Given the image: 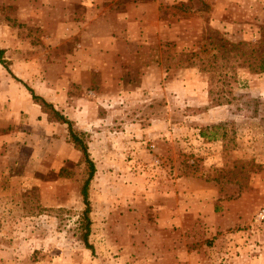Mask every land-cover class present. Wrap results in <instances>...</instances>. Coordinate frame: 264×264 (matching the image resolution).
Masks as SVG:
<instances>
[{
	"label": "rangeland",
	"instance_id": "1",
	"mask_svg": "<svg viewBox=\"0 0 264 264\" xmlns=\"http://www.w3.org/2000/svg\"><path fill=\"white\" fill-rule=\"evenodd\" d=\"M0 49V264H264V0H0Z\"/></svg>",
	"mask_w": 264,
	"mask_h": 264
},
{
	"label": "trees",
	"instance_id": "2",
	"mask_svg": "<svg viewBox=\"0 0 264 264\" xmlns=\"http://www.w3.org/2000/svg\"><path fill=\"white\" fill-rule=\"evenodd\" d=\"M3 54V49H0V57ZM259 68L261 71H264V61L261 62L259 65ZM27 89L32 94V98L41 106L42 111L45 112L48 116L49 121H56L60 123H64L67 125V131L70 138V141L74 144V146L80 151L81 154V161H83L87 168V177L83 181L81 187H80V195L82 197V201L84 203V209L82 210V216L80 220L81 227H83L84 231L81 236V240L86 245L87 248L93 249V246L88 241V235H89V229H90V201H89V183L91 179L93 178L95 167L94 162L90 157L89 151H88V144L87 140L85 139V135L82 132L77 131L74 128V123L72 120H70L67 116H65L63 113H61L58 109L55 108V106L48 102L46 99H44L42 96L37 95L34 93L33 89L29 86H27ZM220 104V103H218ZM201 135L205 136L204 132H201ZM64 169H60V173Z\"/></svg>",
	"mask_w": 264,
	"mask_h": 264
}]
</instances>
